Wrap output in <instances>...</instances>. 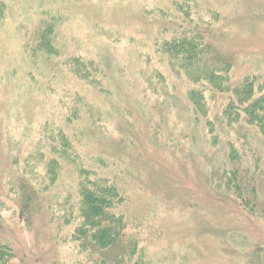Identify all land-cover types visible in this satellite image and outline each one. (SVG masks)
I'll return each instance as SVG.
<instances>
[{
	"label": "rangeland",
	"instance_id": "374dc122",
	"mask_svg": "<svg viewBox=\"0 0 264 264\" xmlns=\"http://www.w3.org/2000/svg\"><path fill=\"white\" fill-rule=\"evenodd\" d=\"M184 21L212 23L234 80L264 78V0H0V239L12 264H94L68 225L83 169L124 178L143 251L131 264H264V185L251 211L211 186L225 142L192 123L194 85L156 46ZM22 183L40 193L29 206Z\"/></svg>",
	"mask_w": 264,
	"mask_h": 264
},
{
	"label": "trees",
	"instance_id": "16d2710c",
	"mask_svg": "<svg viewBox=\"0 0 264 264\" xmlns=\"http://www.w3.org/2000/svg\"><path fill=\"white\" fill-rule=\"evenodd\" d=\"M51 29L46 30L48 35H52ZM213 30L212 23L204 22L200 26L199 21H190L188 24L184 21L177 30L170 32L172 35L169 40L157 42L156 46L167 55L169 68L175 73L182 72L194 85L188 98L193 109L192 123L196 121V126L205 131V136H211L214 146L225 142L226 165L219 170L212 168L211 186L222 196L230 195L238 201L239 206L251 211L257 188L264 185V168H261V164H264V78L249 74L234 80V55H224L220 51L222 45L215 40L210 41ZM45 38L48 39L46 35ZM40 44L38 50L40 47L42 50L49 49L46 42L43 47ZM77 63V66H73V73L89 81L91 76L81 71L84 64ZM205 88L211 94L210 105L205 97ZM217 96L221 97L215 99ZM214 105L218 109L211 113L209 107ZM231 132L241 146L229 139ZM60 133L63 134L62 131ZM252 140L256 142L253 149ZM55 181L57 178L51 176V185ZM22 184L23 200L29 206L32 195L40 193L34 187L30 190L25 183ZM123 184L124 178L118 175L86 169L77 173L74 198L69 201L76 203L78 216L73 223L68 220V225H74L70 240L78 244L86 256L96 257L94 264H131L133 259L143 254L139 249L140 236L135 234L137 225L134 224L139 218L136 217L137 220L128 215L129 195ZM245 191L250 195V200L243 197ZM69 201L63 207L75 213ZM0 240V264H12L16 258L14 249Z\"/></svg>",
	"mask_w": 264,
	"mask_h": 264
}]
</instances>
